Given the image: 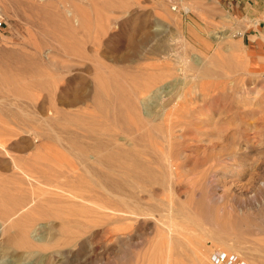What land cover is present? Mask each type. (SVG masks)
<instances>
[{"label":"rangeland","instance_id":"374dc122","mask_svg":"<svg viewBox=\"0 0 264 264\" xmlns=\"http://www.w3.org/2000/svg\"><path fill=\"white\" fill-rule=\"evenodd\" d=\"M222 17L212 0H0V117L17 116L0 137V264H213L221 249L264 264V74ZM110 135L149 182L117 191L79 165ZM61 175L75 214L47 201Z\"/></svg>","mask_w":264,"mask_h":264},{"label":"bare ground","instance_id":"6f19581e","mask_svg":"<svg viewBox=\"0 0 264 264\" xmlns=\"http://www.w3.org/2000/svg\"><path fill=\"white\" fill-rule=\"evenodd\" d=\"M1 87V86H0ZM26 92V91H25ZM7 95V94H6ZM5 95V96H6ZM9 95V94H8ZM7 95V96H8ZM6 96V97H7ZM11 96V95H10ZM9 96V97H10ZM16 96V95H14ZM190 96V93L188 94V97ZM0 97H2V95H0ZM12 98V97H11ZM5 99V97H4ZM192 100V99H191ZM14 101V100H12ZM19 101V99H18ZM1 102V101H0ZM16 102V101H15ZM185 102V101H184ZM5 103V101L3 102V104ZM138 103V102H137ZM2 104V105H3ZM0 105V106H2ZM7 105V104H6ZM183 106V105H182ZM9 107V106H8ZM130 107L131 109H135L137 107H135V104H133V106L130 104ZM176 105H173L171 107V111L173 113H175V109H176ZM4 108V107H3ZM178 108V107H177ZM12 109V108H11ZM173 109V110H172ZM3 110V109H2ZM14 110V109H13ZM169 110V111H170ZM166 114V116H171L173 113L170 111ZM22 112V111H21ZM4 113V112H3ZM172 113V114H171ZM192 113V112H191ZM186 114V112H185ZM193 114V113H192ZM13 113L12 112H8L6 114H4L3 117H0V137H5V136H10L12 135L13 133V130L11 131L10 129V126H11V123L14 121V117L17 118V116L14 114V117L12 116ZM178 115V114H177ZM165 116V118H166ZM179 116V115H178ZM177 117V116H176ZM182 117V115L180 116ZM19 118V116H18ZM22 118V117H21ZM169 118V117H167ZM166 118V119H167ZM201 118V117H200ZM177 119V118H176ZM170 120V119H168ZM17 121V120H16ZM25 123V122H24ZM171 123V121H170ZM173 123V122H172ZM180 123V122H179ZM166 125V124H165ZM113 135V134H112ZM6 138H4L5 140ZM95 141H97L96 138H94ZM115 139V138H114ZM119 139L116 138V141L113 140V137L110 135L108 140H107V144H108V150L109 151H105L104 153H101L99 149L97 148H90L88 150L86 149H81V153L79 154V158L77 159V162L79 163V165H81L83 168H85L86 166L93 170L96 174L99 175V177L101 178L104 186H107L109 189H113V190H117V191H121V190H126L128 189V186L132 185V183H130L131 181L133 182H137L139 184L141 183H144V182H149L151 179H149L148 176H145V174L143 172H138L137 173V169H136V172L134 170H130L128 168H126L124 166V163L122 160L124 159H127L129 158L128 157V151H126L125 149H123V147L118 144ZM3 141V140H2ZM0 140V147L1 148H4V144ZM5 142V141H4ZM89 160H91L92 162L90 163ZM11 161V160H10ZM13 162V160H12ZM74 164V163H72ZM76 165V164H75ZM100 165H104V166H107L108 168V171L104 172L103 171L100 175V171L97 170V167L100 166ZM72 167V166H71ZM129 167V166H128ZM130 168V167H129ZM76 168L73 167L70 169V173L71 175L73 176L75 173H74V170ZM42 170V169H41ZM113 170H120V173L118 174V176L116 175H113V173L115 172H112ZM66 171V170H65ZM26 172V171H25ZM61 172V171H60ZM63 172V171H62ZM87 172V171H86ZM26 174V173H25ZM24 174V175H25ZM90 174V173H89ZM34 176V175H32ZM36 176V175H35ZM84 176V175H83ZM70 177V175H69ZM68 176H65V175H61V176H56L54 177L53 179L50 178V182L47 183V187H49L50 189L45 191V193L47 194V201L49 202V200H55V202H57V200H63L64 202L67 203L66 207V211H76V209L78 210V196H77V193H75V187L73 186H70V183L68 181ZM26 178V176H25ZM46 178V177H45ZM89 178V177H88ZM27 179V178H26ZM44 180V179H43ZM31 181V180H29ZM74 181V180H73ZM94 181V180H93ZM32 182V181H31ZM42 182V181H41ZM76 182V181H75ZM45 183V182H44ZM74 183V182H73ZM44 185V184H43ZM72 185V184H71ZM75 185V184H74ZM74 189V190H72ZM109 189H102V191L104 192V194L106 195H110V190ZM75 191V192H74ZM78 191V190H77ZM79 192V191H78ZM102 193V192H101ZM125 195V194H124ZM126 197V196H125ZM39 199V198H38ZM61 200V201H62ZM76 201V203H75ZM82 201V200H81ZM63 202V203H64ZM60 204H62L61 202H59ZM117 203L118 204H121L123 206V210L121 212H123L125 215L127 214H132V212L134 213L135 210L131 209L130 205L126 203L125 199L122 198V199H117ZM58 204V203H57ZM56 204V206H57ZM58 204V206L60 205ZM87 204V202H86ZM89 204V203H88ZM52 205V203H51ZM63 205V204H62ZM65 205V204H64ZM77 205V206H76ZM91 206V205H90ZM53 207V206H52ZM132 207L135 208V203L132 204ZM50 208V207H49ZM63 208V206H62ZM88 208V207H87ZM58 209V208H57ZM65 209V207H64ZM101 209L103 210H113L112 208L110 207H101ZM60 210V209H59ZM58 210V211H59ZM62 212V211H61ZM70 214H73L74 212H72ZM75 214V213H74ZM135 214V213H134ZM123 215V216H125ZM171 215V214H170ZM53 217L55 219H58L60 222H59V230L61 232H64V230H67L68 232H70L73 228H74V225L72 222H68L66 223V221L63 220V214L60 213V212H56V214L54 215L53 214ZM130 217V216H129ZM132 217V216H131ZM136 217V216H134ZM0 226L3 228V223H0ZM19 228V227H18ZM26 232L23 231L22 235H25ZM168 240V239H167ZM169 241V240H168ZM178 242V240H176ZM213 242H215L214 240H212ZM217 241L218 243L220 242L221 243V239H218L217 238ZM21 242V241H20ZM19 242V243H20ZM28 242H26L25 244H23L24 246H21L22 248H38L36 246H29V244H27ZM216 243V242H215ZM22 245V244H21ZM70 245L72 246L73 244L70 243ZM43 248V247H42ZM232 249V248H230ZM211 261V260H210Z\"/></svg>","mask_w":264,"mask_h":264},{"label":"crops","instance_id":"0c3cea01","mask_svg":"<svg viewBox=\"0 0 264 264\" xmlns=\"http://www.w3.org/2000/svg\"><path fill=\"white\" fill-rule=\"evenodd\" d=\"M252 73L264 74V0H212Z\"/></svg>","mask_w":264,"mask_h":264},{"label":"built area","instance_id":"2783aa9c","mask_svg":"<svg viewBox=\"0 0 264 264\" xmlns=\"http://www.w3.org/2000/svg\"><path fill=\"white\" fill-rule=\"evenodd\" d=\"M213 264H248L235 253H227L224 250H214L211 254Z\"/></svg>","mask_w":264,"mask_h":264}]
</instances>
